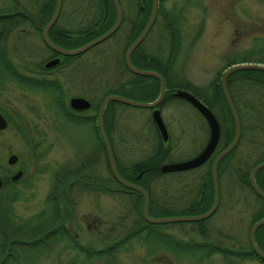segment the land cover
Instances as JSON below:
<instances>
[{"label":"rangeland","instance_id":"rangeland-1","mask_svg":"<svg viewBox=\"0 0 264 264\" xmlns=\"http://www.w3.org/2000/svg\"><path fill=\"white\" fill-rule=\"evenodd\" d=\"M3 1L0 0V8ZM15 1L22 3L25 0ZM88 1L63 0L57 21L59 28L69 31L87 25L93 12ZM161 3L168 17L175 19L180 36L172 67V73L175 74L173 79L184 78L194 85L204 86L215 77L217 71L223 69L229 59L248 63H258L264 59V0H162ZM120 6L123 15L128 17L136 8L131 0H120ZM125 30L126 26L122 25L114 36L41 75L30 73L34 59L29 57H46L49 52L43 48L37 35H26L21 48L12 50L9 63L19 74L56 81L65 105L74 96L84 97L96 104L107 90L115 89L114 86L120 81L118 77L122 73L119 70ZM169 46V33L159 18L142 42V48L147 53L158 54L163 60ZM116 77L119 80L116 81ZM34 87L37 86L14 81L0 69V110L8 116L7 126L0 130V174L7 168L5 160L10 153L17 155L16 166L24 164L25 174L31 171V165L27 163L28 148L23 137L16 133L20 131L14 124L20 126L22 135L32 131L46 133L39 163L48 166H42L44 170L41 171H32L29 185L11 207V211L21 213L27 219L37 215L41 209V201L51 184L56 155L61 162L74 160L77 163V158L81 156L89 158L94 144L98 143L92 121L68 122L58 111L55 113L53 110L49 92ZM261 93L257 87L232 88L239 114V138L233 152L226 157L233 166L230 169L232 174L229 178L227 173L221 174L220 196H243L248 200L253 196L248 187L238 180L234 170L243 174L254 163L264 160V98ZM114 94L138 101L144 99L143 96ZM111 111L112 120L107 137L121 167L140 162L159 147H166L159 165L189 159L201 150L208 137L204 119L181 98L172 96L160 107V117L167 132L166 141H162L155 131L149 109L115 103ZM80 114L82 117H92L96 111L89 109ZM110 119L106 118L105 125ZM209 161L195 169L161 173L154 177L149 184L151 198L168 211L151 216L156 218L188 213L192 206L189 201L196 196ZM99 162L93 172L108 178L102 156ZM73 198V210L79 226L75 227L74 232L80 244L89 241L99 243L102 237V243L108 246L114 238L130 230L129 220L135 217L131 214L134 211L129 195L75 188ZM245 205L235 204L234 208H238L234 210L236 213L219 209L217 214L206 220V224L218 222L221 226L232 220L235 230L242 232L247 227L245 221L252 210V207ZM84 216L87 217L86 222L93 218L99 219V229H86V222L82 220ZM196 227L198 224L194 221L154 224L149 228L151 233L141 232L110 254H95L86 259L84 254L77 251H63L58 253V260H54L51 258L54 252L51 254L41 250L39 259L34 258L35 253L31 254L27 264H197L194 257L175 250V245L186 239L190 241V229Z\"/></svg>","mask_w":264,"mask_h":264},{"label":"flooded vegetation","instance_id":"flooded-vegetation-1","mask_svg":"<svg viewBox=\"0 0 264 264\" xmlns=\"http://www.w3.org/2000/svg\"><path fill=\"white\" fill-rule=\"evenodd\" d=\"M39 7L40 5L38 0H25L24 2L22 1V3H18L17 1L13 4L11 3V0L3 1V5L0 8V58L3 62V66L0 65V69H2V71L5 72V66L7 67L10 64L9 60L12 56V50L17 51V48H21V44L26 35H37L42 43L43 48L49 52L48 56L40 58L30 55L29 59H34L33 67L29 70L31 74H47L53 70L56 65H59L61 55L50 49L42 40L41 29L50 16L42 23L41 15L39 14ZM58 29L59 26L56 18L46 31L48 40L56 46H58L56 43ZM54 58L59 60L56 65L52 67L44 66L47 61ZM43 90L49 92L51 105L53 106L55 113H57L56 111L58 110L55 106V101L58 98L57 87H49ZM88 101L89 107L85 110L74 111L71 109L74 114L81 117L83 122H86L90 119V117H82L80 114L90 109L91 101ZM158 108L160 111L159 105ZM0 112L3 114L2 115L0 113V115L5 119L7 126L8 116L6 115L5 111L0 110ZM155 131L157 132V130ZM16 133H19L23 137L24 143L28 148L27 163L31 165V171L29 174H25L24 164L17 166L15 164L17 155L14 153L7 155L6 160L8 156L12 154L16 156V159L12 164H8L5 160L7 168H4V170L2 169L3 171L0 174V264H27V259L31 254L33 255L35 253L34 258L36 257L39 259L41 250L51 254L54 252L55 254H52L51 258L58 260V253H62L63 251L72 253L76 251L74 244L68 236L71 234L72 239L77 240V233L74 231L75 227L77 228L79 226L77 225V219L73 210L74 189H85V187L91 189L98 188L99 193L106 190L105 184L107 178L101 177V175L97 176L93 172L96 168V165L98 163L100 164L99 160L101 156L103 157L104 167L106 168L108 166L106 154L104 148L100 149L97 147V144H94L91 156L89 158L88 156H81L77 158V163H74V160L61 162L59 161L60 157L56 155L54 161L56 166L53 169L49 191L47 195L43 197V201H41V209L36 215V219L33 221V223L30 222V224H28L27 217L21 213L11 211V207L12 203L18 200V198L29 185L33 175L31 174L32 171H41L44 170L43 167L47 168L48 166L45 165V163L42 165L39 163V159L43 155L42 150L45 144L43 138L45 137L46 133L43 131H32L27 132L26 134L23 133L24 136L22 135V132ZM52 141H54L53 138ZM109 145L112 151L113 149L111 143H109ZM225 146L226 144L223 145L218 138L217 144L207 160H212ZM235 147L236 145L234 148ZM228 153L222 156L216 165L218 189L221 174L224 175L227 173L228 178L230 177V174H232L230 169L233 166L231 162L227 161L225 158ZM112 155L116 167L118 162L113 151ZM223 158L224 161L226 160L225 164L223 165V169L220 170L219 175H217L218 164ZM201 165L197 167H200ZM122 168H126V166L122 165ZM260 169H263L259 179L261 187H258L257 184L256 186L264 193V167ZM144 170L145 169L143 168L141 171ZM16 173L19 174L18 177L16 179H12ZM75 175L77 176V179H75ZM139 175L140 173L138 176ZM237 178L241 183L243 182L241 175L237 176ZM243 184H245L249 190L251 189L248 183V174L247 184L244 182ZM117 191L121 193L130 192L129 190L122 188H117ZM130 199L134 200L133 197H130ZM248 199L249 198L243 196L232 197L218 195L216 206L212 214L202 220L194 221L198 224V227L190 229V231H192L191 236H189L188 239L190 241H187L186 239L185 242L175 245V250L179 251L181 254L194 257L198 262L197 264H264V223L259 225L253 231L252 240L249 233L251 225L258 219L264 217V198L253 195L250 198L251 200ZM197 200L198 198L194 196L189 201L190 206L195 204ZM245 202H247V205H245ZM235 204H244L245 206L252 207V210L245 221L247 227H245L242 232L235 230L234 226L232 225V220L231 223L227 222L225 225L223 224L224 226H220L218 222H215L211 225L206 224V220L209 217L217 214L219 209L236 213L234 210L238 208H234ZM131 214L135 218L129 220V224L131 226L130 229H133L137 225L138 228H145L146 223H149L143 219L141 213L139 217L137 213ZM194 214L198 213H183L182 215ZM148 215L151 216L149 213ZM82 220L86 222L87 217H82ZM100 225L101 221H99L97 218H93L85 223V228L95 231L99 229ZM144 232L146 231L144 230ZM99 239L101 241L99 243H93L89 241L85 244H80L77 241L78 247L86 252V256L83 255L84 258L89 259L92 256V251L99 252L102 249L108 247L102 243L104 242V238L100 237ZM123 245L124 244L118 246L117 248L122 247Z\"/></svg>","mask_w":264,"mask_h":264},{"label":"trees","instance_id":"trees-1","mask_svg":"<svg viewBox=\"0 0 264 264\" xmlns=\"http://www.w3.org/2000/svg\"><path fill=\"white\" fill-rule=\"evenodd\" d=\"M117 1L120 6V0H117ZM131 1H132V4L136 7L133 14L130 17H128V16L123 15V12L121 10V20H120L119 26L109 36V37L114 36L118 32V30H120L122 25L126 26L125 35L123 38L124 42H123L121 61H120V70H119V71H122V73L119 74L120 77H118L120 78V81L114 86L116 87L115 89L107 90L96 104H93L91 102L90 109H93L96 112H97V108L99 106L100 101L107 94L119 93V94H127V95H134V96H143L144 97L143 101H150L156 97L157 92H158V83L155 78L133 74L126 69L124 62H123L124 50L133 41V39L138 35V33L143 28L147 20V17L149 14V8H150V0H131ZM161 1L162 0H157V10H156L155 19L153 21L152 26L156 23L157 19L159 18H161V20L163 21V24L165 25V28L167 29L169 33V45L170 46L168 48L167 54L164 57V59L161 60L158 54H150L143 50L142 42L144 41L147 34L151 30L152 28L151 26V28L149 29L148 33L145 35L141 43L138 44L130 53V56H129L130 63L133 67L137 69L154 70L162 76L166 90L159 104L160 107L166 100L172 98L171 92H173V90H175L176 88L188 91L190 94L196 97L201 103H203L216 118L217 123L219 125V134H220L219 141L223 145H225L232 138L233 124H232L231 116L229 114V111L227 109V106L225 104V101L221 93V89L219 85V76H221L222 74L221 72L224 71L226 67L232 64H235V63L244 62L245 60H240L238 62L234 61V59L227 60L224 66L225 68L223 67V69L217 71L215 77L204 86L194 85L190 81L184 78L173 79L175 78V74L173 75L172 73V67L175 61V56L179 49L180 36H179L178 28L174 22L175 19L171 16L168 17V13L163 7ZM16 2L17 1L13 0V3H16ZM62 2L63 0H61V6H60V10L57 16V21L60 15ZM88 2L90 3L89 6L93 7L92 16L90 18L89 23L85 25L84 27H79V28L72 29L69 31L67 30L65 31L59 28L58 36L56 39V43L58 46L62 48L78 47L82 45L83 43L89 41L90 39L100 35L112 25L114 21L115 13H114V8L111 3V0H89ZM38 3L40 5L39 14L41 15V21L43 23L44 21H46V19L50 16L52 12L54 0H38ZM120 9H121V6H120ZM75 56L76 55L61 56V60L59 64L62 65V63L65 60H68ZM2 63H3L2 59L0 58L1 66H3ZM258 63L264 64V59L262 61H259ZM5 73L8 77H11L14 81H17L19 83L23 82L25 84L32 85V86H37L39 89L57 87L58 98L55 101V106L58 110V113L61 114V116L64 117L68 122L72 120L82 121L81 117L74 114L73 111L68 107V105H65L63 101L61 100L60 98L61 90H60L59 85L56 83V81L46 79L43 77L37 79L34 77L24 76L22 74H19L17 70L14 67H12V65L10 64L7 67L5 66ZM118 78L116 77L115 80L116 81L119 80ZM225 84H226L228 95L234 105L238 118H239V114L237 112V108H236L235 101L233 99V94H232L233 87H242V86L244 87L247 86L249 88L257 87L262 92L261 96L264 98V72L263 71H259V70L234 71L227 76ZM115 103L117 102H113V101L109 102L106 105L103 116H102V123H103V128H104L106 136L108 134V131H107L108 126L111 124V120H112L111 108ZM95 117H96V114L90 117L89 121H92L93 130L98 139L97 147L102 149L103 145L98 135V131H97L96 123H95ZM107 117L111 119L110 121L107 122L108 124L105 125V120ZM14 127L18 131L21 132V128L19 125L14 124ZM109 141L110 140H108V142ZM234 149L235 148H233L232 151L228 153V155L232 153ZM165 152H166V147L164 148L159 147L155 149L154 153L151 156L141 160L138 163L130 164L126 166V168H122L118 163L116 164V170L122 179L128 182L134 183L138 186H141L147 192L148 197H149L147 212L150 215L153 213H161L164 211H168L167 208L164 209L160 205L155 203V201L151 198V193L149 191V186H150L149 184L152 181V179L154 177L161 175L158 168H159L160 159L164 157ZM228 155H226V157ZM210 162L211 160L209 161L207 172L202 177L201 183L199 184V187H198L199 189L195 196L198 198V200L195 204H192L190 208L191 210H189L188 213L203 212L209 207L211 203L212 190H211V182H210V176H209ZM224 164H225V161L223 158L218 164L217 175H219L220 170L223 169ZM143 168L145 170L141 171ZM106 169L108 171L109 176L106 180V184H105L106 190L105 191L118 192L117 188L129 190L130 192L125 193V194L129 195V197L134 198V200H132V209L134 213L138 214V217H139L141 213V201H142L141 195L129 188H126L120 185L113 178L108 166L106 167ZM235 172L237 173V176L241 175L242 181L247 184L248 172L240 174L238 173L237 169H235ZM262 172H263V169H259L257 170L254 176V181L258 187H261L259 179H260ZM139 173L140 175L138 176ZM75 177H76L75 179H77L76 175ZM113 185H115L116 187H113ZM85 189H91V188L85 187ZM96 190H98V188ZM250 191L253 195H256L252 191V189H250ZM35 219H36V215L29 217L28 224H30V222L33 223ZM151 226H154V224L146 223V227L145 228L139 227L140 229L136 226L137 228L134 227L133 229H130L128 233L123 234L122 236H118V238H114L112 240V243L108 245V247L102 249L101 251L99 252L92 251L91 255L93 256L95 254H110L114 252L118 246H121L122 244L127 243L129 239L133 238L136 235H139L141 232H144V230L146 231L145 233H148V232L151 233L149 229ZM68 236L70 240L72 241V243L74 244L75 250L86 256V252H84L80 247H78L77 240H73L71 234H69Z\"/></svg>","mask_w":264,"mask_h":264},{"label":"water","instance_id":"water-1","mask_svg":"<svg viewBox=\"0 0 264 264\" xmlns=\"http://www.w3.org/2000/svg\"><path fill=\"white\" fill-rule=\"evenodd\" d=\"M111 3L114 8V21L112 25L105 30L100 35L90 39L89 41L83 43L82 45L72 48V49H65L60 46H56L52 44L47 36L46 31L50 27V25L54 22V20L57 18L60 6H61V0H54V5L52 12L50 14V17L44 24L43 28L41 29V37L43 42L54 52L58 53L61 56H74L77 54H80L90 48L91 46L105 40L108 38L119 26L120 20H121V9L118 4L117 0H111ZM157 10V0H150V8H149V14L147 17V20L141 29V31L138 33V35L133 39V41L126 47L123 53V62L128 71H130L133 74L140 75V76H148L153 77L157 80L158 83V92L156 97L153 100L150 101H138L126 98L124 96L118 95V94H107L105 95L102 100L99 103V106L97 108L96 117H95V123L98 131L99 138L102 142L105 154H106V160L108 168L115 179L120 185L129 188L138 194L141 195L142 201H141V215L143 219L146 222L152 223V224H162V223H168V222H176V221H196V220H202L204 218H207L212 214V212L215 209L217 197H218V186H217V178H216V165L220 158L224 156L226 153H228L230 150L234 148L236 145L238 138H239V120L237 113L235 111L234 105L228 95L227 89H226V78L229 74H231L234 71L239 70H259L264 72V64L261 63H248V62H241V63H235L230 66H228L221 74L219 78V85L221 89V93L223 96V99L225 101V104L227 106V109L229 111V114L231 116L232 124H233V135L231 140L226 144V146L211 160L210 166H209V176H210V182H211V190H212V201L209 205V207L198 214L194 215H178V216H166V217H151L147 213V206H148V194L146 191L141 188L140 186L125 181L122 179L115 167L112 151L107 139V136L105 134L103 123H102V116L105 110L106 105L113 101L117 103H121L124 105H129L133 107H139V108H147L150 109V116L151 120L157 130V132L160 135V138L162 141L167 140V132L166 128L161 120L160 117V111L158 108L159 103L161 102L166 87L164 84V80L162 76L154 71V70H145V69H137L133 67L130 63L129 56L132 50L141 43L145 35L148 33L149 29L151 28L153 21L155 19ZM58 59L54 58L49 61H47L44 66L45 67H52L58 63ZM171 95L173 97L181 98L182 100L186 101L188 104H190L204 119L207 128H208V137L204 144V146L201 148V150L194 156L190 157L189 159L183 160V161H177V162H168L163 163L159 166L158 170L160 173H172V172H180V171H186L190 170L192 168H195L202 163H204L209 156L212 154L218 138H219V125L217 123L216 118L211 113V111L203 104L201 103L196 97H194L192 94H190L188 91L182 90V89H175ZM68 107L74 111H82L89 107V101L82 97H71L68 100ZM6 126L5 119L0 115V130L4 129ZM16 159V156L14 154L9 155L7 158V163L12 164ZM264 167V160L261 162H258L254 164L249 173H248V183L251 187L252 191L259 197L264 198V193L256 186V183L254 181V175L257 170ZM18 173H16L12 179H16L18 177ZM262 223H264V217L258 219L256 222H254L250 227V237L252 240V234L253 231ZM253 243V241H252ZM264 257V256H263Z\"/></svg>","mask_w":264,"mask_h":264}]
</instances>
